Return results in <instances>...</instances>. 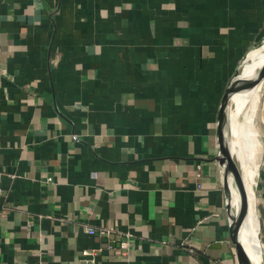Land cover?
Masks as SVG:
<instances>
[{"label":"crops","instance_id":"obj_1","mask_svg":"<svg viewBox=\"0 0 264 264\" xmlns=\"http://www.w3.org/2000/svg\"><path fill=\"white\" fill-rule=\"evenodd\" d=\"M263 25L264 0H0V264H237L216 115Z\"/></svg>","mask_w":264,"mask_h":264},{"label":"bare ground","instance_id":"obj_2","mask_svg":"<svg viewBox=\"0 0 264 264\" xmlns=\"http://www.w3.org/2000/svg\"><path fill=\"white\" fill-rule=\"evenodd\" d=\"M258 65H260V83L264 79V40L258 50H255L246 56V59L241 66L240 77H247L251 70H253V68ZM235 84L238 86L239 82L236 80ZM256 88L257 86L251 92H249V94H247L245 100L241 104L239 103L243 100L241 98L245 96V94L239 95L238 92H236L228 96L226 106L222 107L220 110V123L218 124L221 139H225V137L231 139V151L233 157H235L239 165V177L234 192L235 199L239 205L243 219V225L240 231L239 239L244 251L254 264L259 263L260 260L263 259V251L258 233L255 194L253 191V185L257 176L258 166L254 169L249 181H247L245 178L250 171L251 164L255 157L260 153V157L263 158V144L260 143V133L259 128L257 127L259 121V96L263 87L258 89ZM248 108L255 112L256 125H254V133L251 134L252 141H250L249 144L246 143L247 146L245 150L247 153V159L244 158V160H242V158L238 159L236 157V154L232 149V146L234 145L233 123L239 113L242 110Z\"/></svg>","mask_w":264,"mask_h":264},{"label":"water","instance_id":"obj_3","mask_svg":"<svg viewBox=\"0 0 264 264\" xmlns=\"http://www.w3.org/2000/svg\"><path fill=\"white\" fill-rule=\"evenodd\" d=\"M263 40H264V25L257 41L244 54L238 66L236 67L233 75L228 81L224 89V93L220 99V103L216 115L217 155L214 158V160L219 168L228 236L230 243L233 245L237 264H254V263L250 260V258L244 251L239 239L240 231L243 225V219L241 215V210L239 208L238 203L236 202L234 195L239 177V165L235 157H233L231 151V139L227 137H225V139H221L218 124L220 123V110L222 107L226 106L228 96L236 92H238L239 95L247 94L251 92L258 85L260 79V74H259L260 65L254 67L253 70H251V72L245 78L240 77V71L243 62L246 59V56L251 52L258 50ZM236 80L239 82L238 86H236L235 84ZM257 264H264V260L261 259L260 262Z\"/></svg>","mask_w":264,"mask_h":264},{"label":"rangeland","instance_id":"obj_4","mask_svg":"<svg viewBox=\"0 0 264 264\" xmlns=\"http://www.w3.org/2000/svg\"><path fill=\"white\" fill-rule=\"evenodd\" d=\"M264 87V80L261 82V84L259 85L258 88ZM257 88V89H258ZM249 94V93H247ZM247 94H245V96H243L241 99H243L242 101H240L239 104H241L244 100L245 97L247 96ZM240 99V100H241ZM238 104V105H239ZM261 106H262V101H260L259 104V111H258V125L257 127L259 128V140L260 143L263 144L264 141V132H263V123H264V119L261 116ZM254 125H256V117H255V112L248 108L245 110H242L239 115L235 118V121L233 123V133L236 134L235 139L236 138H242L241 143L239 142L238 145H233L232 149L236 154V157L238 159L244 160V158L247 159V153H246V143H250V141H252V137L251 134L254 133ZM246 127V128H244ZM238 140V139H236ZM235 140V141H236ZM245 156V157H244ZM240 157V158H239ZM257 181V180H256ZM258 182H256V187H257ZM258 197H257V193L255 194V207L257 209L258 207Z\"/></svg>","mask_w":264,"mask_h":264},{"label":"built area","instance_id":"obj_5","mask_svg":"<svg viewBox=\"0 0 264 264\" xmlns=\"http://www.w3.org/2000/svg\"><path fill=\"white\" fill-rule=\"evenodd\" d=\"M195 175H196V177H199V175L197 173ZM10 178H13V176H10ZM46 182H49V180L47 179ZM1 193H2V191L0 189V195H1ZM86 232H87L88 235H93L94 234V231L91 230V229H88ZM110 233H111V231L110 230H106V229L105 230H99L97 232V234L100 237H103L105 239L109 236ZM125 237H128V234L127 233H125ZM117 247H118L119 250H126V248H127V242L125 240L118 241ZM107 249H111V246L108 245L107 246ZM87 254H89V253L82 252V255H87ZM90 254H93V252H90Z\"/></svg>","mask_w":264,"mask_h":264}]
</instances>
